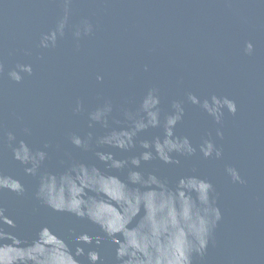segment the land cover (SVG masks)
<instances>
[{
    "label": "water",
    "instance_id": "1",
    "mask_svg": "<svg viewBox=\"0 0 264 264\" xmlns=\"http://www.w3.org/2000/svg\"><path fill=\"white\" fill-rule=\"evenodd\" d=\"M63 15L64 0H0V127L18 136L30 127L26 139L34 147L49 142L46 167L54 170L65 151L93 159L66 142L68 131L90 130L86 115L72 112L77 98L86 109L110 98L117 110L134 107L149 87L159 90L165 110L170 99L188 91L232 99L237 110L225 111L222 138L215 136L218 125L211 117L191 105L177 127L194 144L211 133L222 159L197 155L181 166L152 161L143 167L158 168L170 180L195 169L213 183L221 219L206 253L194 264H264V0H70L63 37L55 47H38L41 33L54 29ZM83 20L91 31L85 35L81 26L75 38ZM246 41L253 44L251 54L243 50ZM17 63L32 66L31 75L21 73L19 83L7 76ZM94 131L102 130L97 126ZM158 132L152 129L149 135ZM225 165L235 167L244 183H233ZM0 169V184L12 183L15 176L29 190L23 197L7 191L0 195L15 223L5 225L13 235L30 239L42 224L61 235L68 227L98 231L33 200L35 180L24 176L7 145H0ZM102 247L108 264L115 245L104 242ZM0 254L7 258V249Z\"/></svg>",
    "mask_w": 264,
    "mask_h": 264
},
{
    "label": "clouds",
    "instance_id": "2",
    "mask_svg": "<svg viewBox=\"0 0 264 264\" xmlns=\"http://www.w3.org/2000/svg\"><path fill=\"white\" fill-rule=\"evenodd\" d=\"M69 3L64 0V15L54 29L41 33L38 47H55L58 36L63 37ZM81 26L85 35L91 31V24L83 20L73 32L75 38L81 36ZM243 50L251 54L253 44L246 41ZM3 70L0 64V73ZM21 73L31 75V64L17 63L7 76L19 83ZM102 79L96 76L97 81ZM188 105L211 117L218 125V138L223 136L225 111L234 114L237 110L228 97H200L191 91L183 98L170 99L165 110L155 87H149L134 107L120 106L118 110L110 98L90 109L77 98L72 112L86 115L90 130L68 131L66 142L91 153L93 159H78L65 151L54 170L46 167L52 148L49 142L34 147L26 139L32 134L30 127L24 126L19 136L0 127V145H7L24 176L35 180L31 198L53 212L66 213L98 229L89 233L68 227L66 235H61L42 224L30 239L22 238L6 230L5 225L15 227V223L5 214L0 199V253L5 248L8 252L7 258L0 254V264H106L101 255L104 242L115 245L108 264H194L196 257H203L221 219L213 183L195 169L170 180L160 175L158 168L143 167L152 161L181 166L182 160L197 155L222 159V148L211 133L195 144L188 135L178 133ZM97 126L102 130L99 133L94 131ZM152 129H158V134L149 135ZM117 152L128 155L118 156ZM224 171L233 183H244L235 167L225 165ZM0 174H4L2 169ZM11 179L10 184H0V195L5 191L17 197L29 193L21 178Z\"/></svg>",
    "mask_w": 264,
    "mask_h": 264
}]
</instances>
